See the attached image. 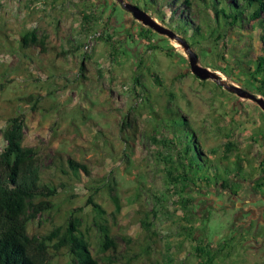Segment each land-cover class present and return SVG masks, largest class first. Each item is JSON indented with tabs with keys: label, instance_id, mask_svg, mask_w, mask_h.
I'll return each instance as SVG.
<instances>
[{
	"label": "rangeland",
	"instance_id": "obj_1",
	"mask_svg": "<svg viewBox=\"0 0 264 264\" xmlns=\"http://www.w3.org/2000/svg\"><path fill=\"white\" fill-rule=\"evenodd\" d=\"M113 1L0 0V32L12 42L10 46L1 40L0 45V130L8 119L22 115L23 144L41 154L43 165L60 152L89 165L94 174L113 176L122 207L117 224L130 222L139 210L153 211L156 246L146 249L150 254L143 252L138 264H164L166 249L172 255L167 264H202L195 249L205 246L216 252L215 264H264V187L255 186L264 159V113L254 101L196 78L177 41L155 32L150 39L140 35L147 27ZM139 1L156 10L148 0ZM164 12L167 23L168 11ZM84 15L91 18L85 21ZM32 29L54 50L33 49L25 56L17 39ZM240 32L231 31L228 41L219 45L208 40L195 45L191 50L198 64L210 71L217 65L229 70L239 52L236 47H244V42L253 47L250 57L257 55V30ZM61 53L67 55L58 56ZM213 72L231 85L247 82L237 70L234 78L227 77L229 71ZM247 87L253 89L251 84ZM31 94L39 95L36 103L18 101ZM153 111L164 121H154ZM166 111L189 121L207 158L199 172V161L190 162L192 180L184 192L179 185L170 187L159 162L158 155L176 156L181 149L180 140L164 127L169 124ZM164 139L173 140L172 148L163 146ZM4 145L0 136V151ZM236 159H241L252 182H234L228 190L219 180L204 183V176L211 178L210 167L217 164L215 171L223 177L222 168ZM89 194L83 184H76L66 206L82 207ZM179 198L194 200V212L176 204ZM96 201L111 213L113 204L106 193H99ZM128 233L140 239V225L130 226ZM226 241L230 247L222 250Z\"/></svg>",
	"mask_w": 264,
	"mask_h": 264
},
{
	"label": "trees",
	"instance_id": "obj_2",
	"mask_svg": "<svg viewBox=\"0 0 264 264\" xmlns=\"http://www.w3.org/2000/svg\"><path fill=\"white\" fill-rule=\"evenodd\" d=\"M148 2L152 3L156 10L144 2L141 5L139 0L132 5L149 12L150 17L172 31L190 49L206 40L219 45L221 41H228L225 39L234 30H237L239 35L243 29L257 30V55L250 57L253 47L248 42H244V47L238 44L236 49L238 48L239 52L233 66L228 70L217 65L213 71H229L228 78H234L235 70L240 71L244 81H247L245 86L240 88L254 97L259 94L264 100V0ZM102 7L106 5L102 4ZM164 9L168 11L170 19L167 23ZM110 15H114L113 10ZM90 18V15H84L85 21ZM151 33L154 31L147 28L146 32L140 35L150 39ZM9 39L8 35L0 32V45L1 40H4L11 46ZM17 43L25 56L33 49L41 53L54 50L53 47H47L46 37L38 35L36 29L25 31L18 37ZM171 49H166L167 54ZM59 55L66 56L67 53ZM253 82L257 83V86H254ZM248 84H251L252 90L247 87ZM214 86L222 89L216 84ZM38 100V94H31L18 101L34 104ZM166 112L163 116L167 117L169 124L164 127L171 131L174 139L180 140L181 149L175 153L176 156L158 155L159 162L163 164L165 179L170 187L179 185L178 190L184 192L192 180L188 174L190 162L194 158L199 161L196 164L199 172L207 158L201 154V149L196 144L189 121L179 113ZM151 117L154 121H164L154 111L151 112ZM123 121L125 122L122 125L126 123V117ZM23 129V116L19 115L8 119L5 128L0 130V136L5 143L0 151V264H138L142 261L144 253L150 254L147 250H150L151 245L156 246L154 244L158 237L153 229V211L139 210V214L133 216L130 222L117 224L116 219L122 207L120 198L116 195L113 176L94 174L89 165L60 152L50 155L49 164L43 165L40 162L41 154L35 148L23 144ZM121 139L125 143L128 141L124 136H121ZM172 143L173 140L164 139L163 146L170 149ZM229 150L230 144L227 145L226 151ZM230 165L231 167L226 166L221 170L224 178L215 171L217 168L214 166L218 167L217 164L210 167L211 178L204 176V183L219 180V186L228 190L234 182H252L249 174L245 175L243 172L241 159H236ZM258 170L255 186L261 188L264 187V159ZM197 179L198 176L195 180ZM79 183L83 184L90 194L82 207H67L65 202L74 196L75 186ZM173 188L170 191H175ZM167 192L170 193L168 189ZM231 192L235 193V190L231 189ZM99 193H106L111 200L113 209L110 214L96 201ZM193 202L194 200L188 198H179L175 203L183 210L191 212L190 206ZM42 216L47 220L42 221ZM108 216L111 222L107 221ZM135 224L140 225V239H134L128 233L130 226ZM228 247L230 246L226 241L222 250ZM165 251L164 264H167L172 262V255L167 249ZM195 252L202 259V264H215L217 254L213 253L209 246H205V249L196 248Z\"/></svg>",
	"mask_w": 264,
	"mask_h": 264
},
{
	"label": "water",
	"instance_id": "obj_3",
	"mask_svg": "<svg viewBox=\"0 0 264 264\" xmlns=\"http://www.w3.org/2000/svg\"><path fill=\"white\" fill-rule=\"evenodd\" d=\"M121 4L123 9L131 14L132 18L140 22L143 26L153 30L159 35H163L168 39L177 41L183 49L187 52L188 55V65L191 73L201 81H213L217 86L224 89L228 93L235 94L240 99H249L254 101L260 110L264 113V100L262 98L254 97L253 95L242 90L240 87L231 85L222 80L219 75L213 71H210L208 68L201 67L198 64L197 55L189 48V46L179 39L172 31L161 26L155 20H153L147 13L139 9L137 6H134L130 3H125L124 0H116Z\"/></svg>",
	"mask_w": 264,
	"mask_h": 264
}]
</instances>
